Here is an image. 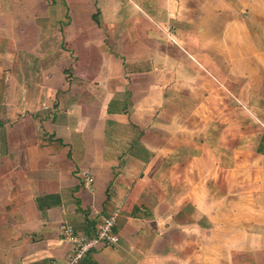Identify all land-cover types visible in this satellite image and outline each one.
<instances>
[{"label":"crops","instance_id":"crops-1","mask_svg":"<svg viewBox=\"0 0 264 264\" xmlns=\"http://www.w3.org/2000/svg\"><path fill=\"white\" fill-rule=\"evenodd\" d=\"M115 208L76 264H264V0H0V264Z\"/></svg>","mask_w":264,"mask_h":264},{"label":"built area","instance_id":"built-area-1","mask_svg":"<svg viewBox=\"0 0 264 264\" xmlns=\"http://www.w3.org/2000/svg\"><path fill=\"white\" fill-rule=\"evenodd\" d=\"M84 186L90 187L92 176L89 172L84 174ZM118 208H115L110 214L103 217L96 225L95 232L92 236H87L84 233H77L75 229L65 223L59 226L60 232L63 234L67 242L73 245V250L67 264H76L78 260L83 258L92 248L97 245L115 246L118 243L119 237L114 231Z\"/></svg>","mask_w":264,"mask_h":264}]
</instances>
